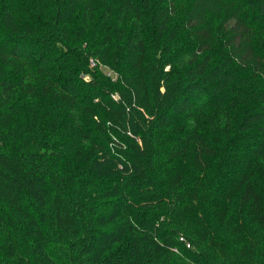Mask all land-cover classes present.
<instances>
[{
    "label": "trees",
    "instance_id": "1",
    "mask_svg": "<svg viewBox=\"0 0 264 264\" xmlns=\"http://www.w3.org/2000/svg\"><path fill=\"white\" fill-rule=\"evenodd\" d=\"M0 264H264V0H0Z\"/></svg>",
    "mask_w": 264,
    "mask_h": 264
},
{
    "label": "rangeland",
    "instance_id": "2",
    "mask_svg": "<svg viewBox=\"0 0 264 264\" xmlns=\"http://www.w3.org/2000/svg\"><path fill=\"white\" fill-rule=\"evenodd\" d=\"M100 69L104 75L114 76V72L111 69L104 67V66L100 67Z\"/></svg>",
    "mask_w": 264,
    "mask_h": 264
},
{
    "label": "built area",
    "instance_id": "3",
    "mask_svg": "<svg viewBox=\"0 0 264 264\" xmlns=\"http://www.w3.org/2000/svg\"><path fill=\"white\" fill-rule=\"evenodd\" d=\"M189 246V245H188Z\"/></svg>",
    "mask_w": 264,
    "mask_h": 264
}]
</instances>
